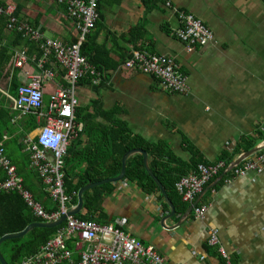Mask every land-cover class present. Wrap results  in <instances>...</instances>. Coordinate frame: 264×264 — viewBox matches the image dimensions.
I'll return each mask as SVG.
<instances>
[{
    "label": "crops",
    "instance_id": "0c3cea01",
    "mask_svg": "<svg viewBox=\"0 0 264 264\" xmlns=\"http://www.w3.org/2000/svg\"><path fill=\"white\" fill-rule=\"evenodd\" d=\"M170 1L174 8L200 19L213 33L214 42L189 54L174 36L181 23L165 0H98L90 43L97 45L98 62L105 67L101 99L93 87L99 85L86 78L77 90L78 107L88 109L93 133L101 136L105 133L99 134L98 128L113 129L111 122H120L149 143L170 147L173 160L166 157L164 162L176 172L167 183L191 172L198 159L210 163L222 154L238 159L253 143L264 142V0ZM0 3L14 5L19 21L40 27L46 38L77 42V28L65 6L56 0ZM139 28L143 29L134 34ZM133 49L173 59L188 76L189 93L167 92L156 78L123 68ZM34 56L29 59L41 58ZM29 64L34 66L32 61ZM50 69L56 78L52 84L44 83L47 102L53 87L65 85V70L56 63ZM14 70L22 85L24 73ZM96 100L101 104L98 110L93 107ZM112 110H116L114 115ZM73 138L75 142L78 135ZM86 141L83 136L77 151L87 146ZM224 178L216 177L201 193L198 205L207 206L204 219L195 220L192 212L177 230H169L184 215L177 212L165 223L167 228L162 227L171 211L165 208L161 191L148 194L124 179L112 184L114 190L104 196L102 211L93 222L110 225L144 246L154 247L169 264H221L206 245L209 229L218 231L226 250L238 251L232 255L234 264H264V170L248 172L229 184ZM44 196V204L53 209L51 196ZM85 213L83 209L81 214ZM75 258L79 259L78 253Z\"/></svg>",
    "mask_w": 264,
    "mask_h": 264
},
{
    "label": "built area",
    "instance_id": "2783aa9c",
    "mask_svg": "<svg viewBox=\"0 0 264 264\" xmlns=\"http://www.w3.org/2000/svg\"><path fill=\"white\" fill-rule=\"evenodd\" d=\"M56 1L65 6L66 13L79 32L77 42L74 44L46 38L40 27L19 21L14 5L0 3V15L7 18V29L19 33L23 40L37 44L42 52L39 60L34 58L30 60L27 48L15 49L13 66L14 69L22 70L24 73V79H21L22 85L16 97L2 90L0 92L11 102L12 110L19 114L18 118L28 115L37 117L39 126L37 138L36 140L28 138L25 144L30 155L31 167L38 170L51 199L59 205V209L47 211L44 204L25 189L17 168L6 157V137L0 142V170L6 177V180L0 183V192H18L33 217L42 221V224L56 223L69 210L76 208V205L71 204V197L64 191V168L65 157L73 137H77L83 131V125L76 124V109L79 104L78 85L82 79L88 77H91L92 84H101L97 70L81 55L82 45L96 23L98 0ZM165 1L166 5L172 7L178 14L181 26L174 31V36L186 45L189 54H193L197 49L206 48L214 42L213 33L200 19L192 13L174 8L170 0ZM51 59L65 70V85L53 87L47 102L44 83L52 84L56 78L54 69L45 68ZM30 61L33 62V67L30 66ZM122 66L128 71L156 78L167 92L185 95L190 91L188 76L180 71L173 59L166 56L133 49ZM238 159L232 163L220 160L198 164L193 171L182 176L175 183V189L182 201L192 206L205 186L220 175L225 176L224 182L229 184L248 172L260 174L264 170V149L240 165H235ZM206 210L205 205L197 204L193 207L195 220L202 221ZM70 243L75 246L78 261L74 260V253L68 249ZM206 245L215 251L221 264H234L232 255L238 251L226 250L217 230L207 231ZM204 260V257L200 258V261ZM64 263L169 264L154 247L144 246L110 225L101 226L93 221H82L75 217H69L65 226L42 247L39 253L21 261V264Z\"/></svg>",
    "mask_w": 264,
    "mask_h": 264
},
{
    "label": "trees",
    "instance_id": "16d2710c",
    "mask_svg": "<svg viewBox=\"0 0 264 264\" xmlns=\"http://www.w3.org/2000/svg\"><path fill=\"white\" fill-rule=\"evenodd\" d=\"M142 29L139 28L133 32L135 34ZM93 44L90 43L89 35L82 45L81 55L87 58L88 62L100 75L101 84L93 87L96 89L95 91L99 99H101L103 87L101 85L104 81L102 72L105 67L100 66L97 59L98 48L97 45ZM23 45L27 48L29 57L36 55L34 57L40 58L42 56L36 44L23 40L22 36L15 31H9L7 29V18L0 15V90L8 92L12 97L17 96L21 85L18 80V72L16 70L13 71L14 50ZM53 63L55 61L51 59L50 65H46L45 68L50 69L53 67ZM62 79L61 77V81ZM85 80L91 83V77ZM93 107L97 108V110L100 109L101 104L99 100L94 101ZM98 113L101 115L107 114L106 112ZM114 113H116V110L111 111V114L114 115ZM18 116L19 114L12 110L11 102L0 92V142L5 137L7 138L5 142L7 159L17 168L18 176L23 179L25 189L30 191L34 198L44 204V198L41 197L42 194L44 193V197H49L50 194L38 170H34L31 167L30 155L27 152L25 144L29 136L39 130L37 117L28 115L18 118ZM88 118L89 112L87 108L78 107L76 109V124H82L83 131L78 134L76 141L70 144L67 156L65 157L64 191L71 197L72 205L78 204V192L88 184L116 178L120 173L121 158L125 153L130 150L141 149L150 156V168L165 187L169 199L176 208V212L180 215L186 213L189 205L182 201V198L175 189V183L182 175L173 179L170 183L166 181V179H170L174 172H176L175 169L169 168V162H164L166 157L173 160L170 147L167 144L149 143L141 136L130 133L127 125L120 122H111L113 129L103 130L98 128L96 131L99 134L105 133L100 136L89 129ZM83 136L87 137V146L81 151H77V148L82 144L81 139ZM254 147L255 143L247 151H251ZM192 153L193 155L195 154V152ZM220 160L232 163L235 161V156L230 157L222 154L215 161ZM195 162L190 169L191 171L198 164L208 163L201 159ZM174 163L178 164L176 160H174ZM5 180L4 172L0 170V183ZM124 180L136 183L148 194L154 192L160 193L156 182L145 169L142 154H137L127 159ZM113 190L114 186L108 183L86 191L83 195V209L86 210V213H80L75 218L82 221H94L95 214L102 211L104 196ZM160 197L161 199L164 198L162 194H160ZM44 206L49 212L59 209L57 203H55L53 209L49 208L46 204ZM164 206L169 210L166 202H164ZM69 207L71 206L69 205ZM40 223L42 221L33 217V214L18 192H0V238L5 235L20 233L29 226ZM64 226L65 224L55 230L36 229L23 238L6 240L0 245V254L7 264H21V261L26 257L39 253L42 247L50 242ZM68 249L74 253V260L78 261V258H75V246L70 243L68 244Z\"/></svg>",
    "mask_w": 264,
    "mask_h": 264
},
{
    "label": "water",
    "instance_id": "95a60500",
    "mask_svg": "<svg viewBox=\"0 0 264 264\" xmlns=\"http://www.w3.org/2000/svg\"><path fill=\"white\" fill-rule=\"evenodd\" d=\"M263 149H264V142H262L261 144L255 146L254 149H252L251 151H249V152L243 154L242 156H240L239 159L235 162V165H240L245 160H247V159L251 158L252 156H254L255 153H257L259 151H262ZM137 154H142L143 155V157H144V165H145V169H146L147 173L156 182V184L159 187L163 197L165 198V201H166L167 205L170 208V211H171L170 214H168L167 217L162 221V227L163 228H167L165 223L167 221L171 220L174 217V215L176 214V208H175L174 204L171 202V200L169 199L165 187L163 186V184L160 182V180L154 175V173L150 169L148 154L145 151L141 150V149H134V150L128 151L127 153H125L122 156V159H121V170H120L119 175L116 178L106 179V180H103V181L97 182V183H90L87 186H85L84 188H82L78 192V204H77L76 208L69 210L67 212V214L63 215V217L58 222L53 223V224H42V223L33 224V225L29 226L28 228H26L24 231H22L20 233L5 235V236L0 238V245L6 240L23 238L28 233H30V232H32L33 230H36V229L55 230V229L61 227L62 225H64L69 217H77V215L80 214L81 211L83 210V205H84L83 195H84V193L86 191L90 190V189H93L95 187H98V186H101V185H104V184H108V183L115 184V183H118V182L122 181L124 179V176H125V169H126V161H127V159L129 157H132V156L137 155ZM201 195L202 194H200L197 197L196 201L192 204V206H190L188 208V210L186 211V213H184V215H183L181 221L179 222V224L174 226V227H172V228H169V230H177V229H179L188 220V218L190 217V214L193 211V207H195L198 204V202H199V200L201 198ZM0 264H7L4 261V259L2 258L1 254H0Z\"/></svg>",
    "mask_w": 264,
    "mask_h": 264
},
{
    "label": "rangeland",
    "instance_id": "374dc122",
    "mask_svg": "<svg viewBox=\"0 0 264 264\" xmlns=\"http://www.w3.org/2000/svg\"><path fill=\"white\" fill-rule=\"evenodd\" d=\"M48 36H49V35H48ZM36 136H37V133H34V134H32V135L29 137V139H30V140H33V138L36 137Z\"/></svg>",
    "mask_w": 264,
    "mask_h": 264
},
{
    "label": "bare ground",
    "instance_id": "6f19581e",
    "mask_svg": "<svg viewBox=\"0 0 264 264\" xmlns=\"http://www.w3.org/2000/svg\"><path fill=\"white\" fill-rule=\"evenodd\" d=\"M37 138V137H36ZM36 138H33V140H36Z\"/></svg>",
    "mask_w": 264,
    "mask_h": 264
}]
</instances>
